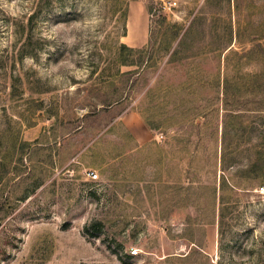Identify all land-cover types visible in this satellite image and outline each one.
Listing matches in <instances>:
<instances>
[{"label": "rangeland", "instance_id": "374dc122", "mask_svg": "<svg viewBox=\"0 0 264 264\" xmlns=\"http://www.w3.org/2000/svg\"><path fill=\"white\" fill-rule=\"evenodd\" d=\"M131 1L0 0V264H264V0Z\"/></svg>", "mask_w": 264, "mask_h": 264}, {"label": "trees", "instance_id": "16d2710c", "mask_svg": "<svg viewBox=\"0 0 264 264\" xmlns=\"http://www.w3.org/2000/svg\"><path fill=\"white\" fill-rule=\"evenodd\" d=\"M150 10V8H149ZM151 11V10H150ZM32 18H34V15L32 16ZM239 36V34H238ZM241 41L242 38H240ZM258 44L250 47L248 50H246L244 52V56H249L250 58H253L252 54L255 55L256 53V46ZM260 46H262V44H259ZM121 57H122V62H124V64H141L144 62L145 58H146V54L148 51V46H141V47H137V46H132L129 45L126 42H122L121 45ZM174 53H177V50L174 51ZM248 57V58H249ZM247 92L250 93V97H248L246 99V108H242L239 110H234L231 108L227 109V113H226V121L229 122L230 118H237V124L241 125V126H248V122L251 121L252 119V115L253 113H256L258 111H260L259 109L261 108H253L251 107V105H247L248 103L251 102V99L255 98V97H262L261 101L257 100V104L259 103L260 105H263L262 102H264V69L260 72H256V73H250L247 74ZM245 103V102H244ZM226 158V154H223V164ZM261 170L264 172V142L261 144V146L258 147L257 151H256V158L245 168L240 170V176L242 177H247V178H255V177H261L262 179H264V173H260ZM229 181L227 178V175H222V181L220 184V189L221 192H223L226 187H228ZM214 205H217V200H218V186L215 185L213 187V196H212ZM221 200L222 202L225 200V194L222 193L221 194ZM224 205V204H223ZM216 208V206H215ZM224 206H222L221 210V222L224 219V215H225V211H224ZM215 214V218L216 219V212H214Z\"/></svg>", "mask_w": 264, "mask_h": 264}, {"label": "crops", "instance_id": "0c3cea01", "mask_svg": "<svg viewBox=\"0 0 264 264\" xmlns=\"http://www.w3.org/2000/svg\"><path fill=\"white\" fill-rule=\"evenodd\" d=\"M150 10L144 0H133L130 2L128 10V34L126 37L127 43L132 46H145L149 41V27H150ZM133 29V31H132ZM128 125L135 131L138 130V124L130 123Z\"/></svg>", "mask_w": 264, "mask_h": 264}, {"label": "built area", "instance_id": "2783aa9c", "mask_svg": "<svg viewBox=\"0 0 264 264\" xmlns=\"http://www.w3.org/2000/svg\"><path fill=\"white\" fill-rule=\"evenodd\" d=\"M171 3V5H170V7L172 6V5H174V4H176V2H170ZM166 6H168L167 4H166ZM89 174L92 176V177H94V178H98V176H99V173L96 171V170H91L90 172H89ZM132 252L133 253H138V251L137 250H132Z\"/></svg>", "mask_w": 264, "mask_h": 264}]
</instances>
